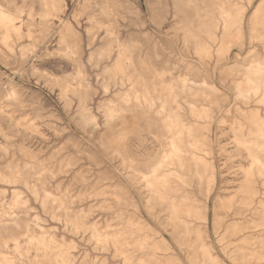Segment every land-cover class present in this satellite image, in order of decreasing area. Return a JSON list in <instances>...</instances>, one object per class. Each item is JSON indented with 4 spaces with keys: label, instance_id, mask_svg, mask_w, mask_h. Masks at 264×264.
<instances>
[{
    "label": "rangeland",
    "instance_id": "374dc122",
    "mask_svg": "<svg viewBox=\"0 0 264 264\" xmlns=\"http://www.w3.org/2000/svg\"><path fill=\"white\" fill-rule=\"evenodd\" d=\"M0 264H264V0H0Z\"/></svg>",
    "mask_w": 264,
    "mask_h": 264
},
{
    "label": "bare ground",
    "instance_id": "6f19581e",
    "mask_svg": "<svg viewBox=\"0 0 264 264\" xmlns=\"http://www.w3.org/2000/svg\"><path fill=\"white\" fill-rule=\"evenodd\" d=\"M200 13V12H199ZM24 25V24H23ZM171 145V144H170ZM241 146V145H240ZM242 148V147H241ZM170 149V148H169ZM175 149V148H174ZM173 152H174V150H173ZM169 157V156H168ZM247 177V176H246ZM244 184V183H243ZM255 227V226H254Z\"/></svg>",
    "mask_w": 264,
    "mask_h": 264
}]
</instances>
